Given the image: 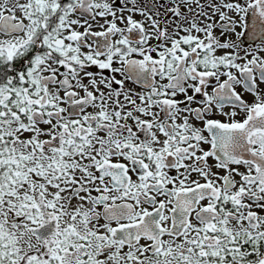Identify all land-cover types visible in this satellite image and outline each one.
I'll return each mask as SVG.
<instances>
[{
  "label": "snow or ice",
  "instance_id": "1",
  "mask_svg": "<svg viewBox=\"0 0 264 264\" xmlns=\"http://www.w3.org/2000/svg\"><path fill=\"white\" fill-rule=\"evenodd\" d=\"M0 264H264V0H0Z\"/></svg>",
  "mask_w": 264,
  "mask_h": 264
},
{
  "label": "rangeland",
  "instance_id": "2",
  "mask_svg": "<svg viewBox=\"0 0 264 264\" xmlns=\"http://www.w3.org/2000/svg\"><path fill=\"white\" fill-rule=\"evenodd\" d=\"M161 2H163V0H161ZM136 19H140V17H139V16H137V17H136ZM97 30H99V29H97Z\"/></svg>",
  "mask_w": 264,
  "mask_h": 264
},
{
  "label": "flooded vegetation",
  "instance_id": "3",
  "mask_svg": "<svg viewBox=\"0 0 264 264\" xmlns=\"http://www.w3.org/2000/svg\"><path fill=\"white\" fill-rule=\"evenodd\" d=\"M238 31H239V29H238Z\"/></svg>",
  "mask_w": 264,
  "mask_h": 264
}]
</instances>
